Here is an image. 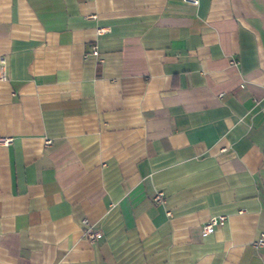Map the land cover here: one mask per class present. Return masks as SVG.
Returning <instances> with one entry per match:
<instances>
[{
    "label": "crops",
    "instance_id": "0c3cea01",
    "mask_svg": "<svg viewBox=\"0 0 264 264\" xmlns=\"http://www.w3.org/2000/svg\"><path fill=\"white\" fill-rule=\"evenodd\" d=\"M0 137V264H264V0H0Z\"/></svg>",
    "mask_w": 264,
    "mask_h": 264
},
{
    "label": "built area",
    "instance_id": "2783aa9c",
    "mask_svg": "<svg viewBox=\"0 0 264 264\" xmlns=\"http://www.w3.org/2000/svg\"><path fill=\"white\" fill-rule=\"evenodd\" d=\"M184 1L194 6H198L200 4V0H184ZM102 33H104V30H99V34H102ZM92 54L96 56L99 54L97 44L93 46ZM4 77H5V74L4 72H2V78ZM12 141H13L12 137H0L1 145L8 146L9 144H11ZM47 143H50V141H47ZM153 200L156 204L164 205L166 203V195L163 191H158L156 195L154 196ZM167 214L171 216L170 211H168ZM226 221H227L226 216L211 217L209 220H207L203 224L202 231L204 234H211L216 230L217 227L223 226L226 223ZM84 224H85L86 237H88L89 240L94 242L99 236L100 231L94 228V226H92L87 219L84 220ZM254 246L256 248L264 246V232L261 233L260 237L254 241Z\"/></svg>",
    "mask_w": 264,
    "mask_h": 264
}]
</instances>
